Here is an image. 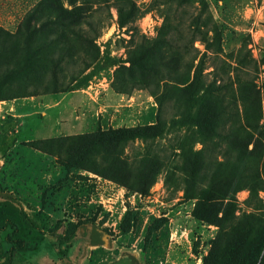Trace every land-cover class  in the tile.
Returning a JSON list of instances; mask_svg holds the SVG:
<instances>
[{"label": "rangeland", "instance_id": "obj_1", "mask_svg": "<svg viewBox=\"0 0 264 264\" xmlns=\"http://www.w3.org/2000/svg\"><path fill=\"white\" fill-rule=\"evenodd\" d=\"M27 1L22 8L31 9L39 0ZM127 1L133 3L135 14L119 27L117 0H59L63 9L79 10L83 19L92 23L93 31L88 35L93 41L87 45L75 41L72 46L79 57H84L88 63L99 62L100 68L94 71L86 87L76 91L15 99L5 108L6 101H0V136L11 133L8 141L14 138L12 143L17 148L12 153H3L5 166L0 177L1 174H17L21 159L33 163L30 155L35 150L26 144L29 141L153 124L157 104L147 90L122 94L116 92L111 83L115 76L130 79L129 55L147 47L157 37L159 28L167 23L180 29V33L179 30L172 33L171 39L184 47L183 58L205 55L202 73L207 76L206 83L212 80L213 69H219L220 62L227 57L232 66L241 61L250 63L242 78L252 82L259 91L258 132L245 126L236 91V116L224 118L225 128H231L234 134L223 141L214 139L213 143L219 149L236 150L249 133L257 141L252 152L257 158L258 182L251 190L247 184H242V189L229 200L205 203L201 196L197 197L196 188L186 189L180 182L183 174L173 171L176 163L157 176L145 198L93 174L81 176L58 168V174H54L49 185L38 183L23 188L30 194L29 201L33 202L30 207L34 211H37L34 205L40 206L44 192L56 215L41 223L43 241L38 252L15 256L12 264H112L128 260L133 264H203L215 238L232 229L235 233L251 230L256 234L260 248L255 264H264V0ZM81 27L86 26L81 24ZM195 29L196 32H192ZM105 55L117 64L106 67ZM171 66L178 74L187 70L182 61ZM71 68L86 69L85 73L90 70L78 59L76 66L67 70ZM233 89L236 90L235 84ZM171 100L161 115L167 123L175 115L171 109L173 96ZM3 139L0 137V144H5ZM180 140L189 141L194 151L202 148L190 131L175 127L153 142L130 143L126 153L131 157L142 153L144 147L152 146L151 149L169 159L176 153ZM246 149H253L252 142ZM169 174H174L179 182L164 184ZM237 177L238 173L231 171L224 181H233L236 187ZM9 188L18 196L24 195L23 191L16 192L17 188ZM71 223L78 225L75 233L80 238L69 250L68 260L61 262L51 244L52 232L64 233ZM91 225L103 231V243L99 246L88 247L81 236ZM1 252L0 244V262Z\"/></svg>", "mask_w": 264, "mask_h": 264}, {"label": "trees", "instance_id": "obj_2", "mask_svg": "<svg viewBox=\"0 0 264 264\" xmlns=\"http://www.w3.org/2000/svg\"><path fill=\"white\" fill-rule=\"evenodd\" d=\"M117 1L119 27H123L134 16L135 7L130 1ZM81 24L86 27H81ZM19 25L13 33L0 28V101L67 93L86 87L91 82L100 63H88L76 54L72 46L75 41L84 45L93 41L88 35L93 31L92 23L84 20L79 10H65L59 0H39L24 14ZM178 30L180 33L179 28L164 23L147 47L129 55L130 79L127 81L115 76L111 83V87L122 94L147 90L157 104L153 124L96 130L26 144L53 158L66 173L82 171L93 174L141 198L149 195L157 176L174 163L176 167L173 171L183 174L180 182L185 184L186 189L196 188L197 197L201 196L205 203L231 199L235 192L242 189V184H247L251 190L258 182L255 175L257 158L252 152L257 141L246 133L247 138L236 150L219 149L213 143L214 139L223 141L234 134L231 128H225L224 118L236 116V91L245 126L258 132L259 91L252 82L242 78L250 63L241 61L232 66L230 57H227L226 61L220 62L219 69H213L212 80L206 83L207 76L202 73L205 55L183 58L181 50L184 47L171 39L172 33ZM188 31L189 28L186 29ZM213 33L216 34V31ZM76 59L90 70L87 73L86 69L67 70L76 66ZM104 59L106 67L117 64L107 55ZM181 61L187 70L178 74L171 65L176 66ZM234 84L236 90L233 89ZM170 96L174 97L171 109L175 115L167 123L161 115L168 102L172 101ZM175 127L190 131L202 148L194 151L189 141L180 140L176 153L169 159L151 149L152 146L144 147L142 153H134L131 157L127 155L130 143L153 142ZM251 142L253 149L247 151L246 146ZM231 171L238 173L236 187L233 181H224ZM170 182H179V178H175L174 174L165 176L164 184ZM44 198L43 192L41 210L28 212L15 193L0 182V244L3 255L0 264H12L15 256L38 252L43 241L41 223L50 218L42 211L46 205ZM68 227L69 230L64 233L52 232L51 244L61 262L68 260L69 250L80 238L75 233L78 225L71 223ZM81 236L89 246L103 243V231L94 225ZM259 248V239L251 230L235 233L232 229L215 238L203 264H255ZM112 264L133 262L128 260Z\"/></svg>", "mask_w": 264, "mask_h": 264}, {"label": "crops", "instance_id": "obj_3", "mask_svg": "<svg viewBox=\"0 0 264 264\" xmlns=\"http://www.w3.org/2000/svg\"><path fill=\"white\" fill-rule=\"evenodd\" d=\"M27 0H0V28L9 32L13 33L15 30V27L20 23L21 19L23 18L24 14L29 10V8H22L25 3H27ZM15 101V100H14ZM14 101H6L4 103V108L10 106L9 104L14 103ZM9 134H6V136H0L4 137L2 140L5 144H0V173L4 170V164L3 161V153L9 154L12 153L14 149H17L16 146L12 143L14 138L10 141H8ZM22 150V149H21ZM23 151V150H22ZM33 155H30L33 158V163L28 161H25L24 159H21L20 162V169L17 172V174L13 173L12 175L9 173L7 176L1 174V184L3 186L7 187H14L17 188L16 192L23 191L25 186L29 185H35V184H50L51 180L54 179L55 175L58 174L59 167H56V163L53 158L45 157L41 153L34 151L32 153ZM6 159V158H5ZM55 166V167H54ZM58 166V165H57ZM38 174L34 176L36 173ZM56 172V173H54ZM81 174V176H91V174L86 172H77ZM78 174V175H79ZM11 175V176H10ZM87 178V177H85ZM98 178V177H97ZM10 191H13L10 189ZM24 192V191H23ZM21 201L23 207L28 211L32 212L34 211L31 207H33V202L29 201L28 195H30L28 192H24V195L18 196V193L15 194ZM42 195V194H41ZM25 196V197H23ZM27 196V197H26ZM45 207L42 209L44 213H46L49 217L55 216L56 211L55 209H51V205H48L51 201L49 200V197H46L45 195ZM23 201V202H22ZM41 196H40V206L34 205L35 209L41 210ZM31 206V207H30ZM60 214V212H58ZM103 242V241H102ZM85 245V244H84ZM87 245V244H86ZM88 247H91L87 245Z\"/></svg>", "mask_w": 264, "mask_h": 264}]
</instances>
